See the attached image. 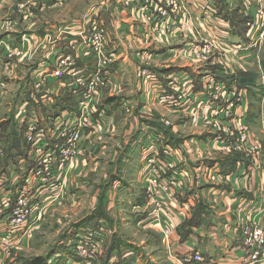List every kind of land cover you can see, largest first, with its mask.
<instances>
[{
	"label": "crops",
	"instance_id": "1",
	"mask_svg": "<svg viewBox=\"0 0 264 264\" xmlns=\"http://www.w3.org/2000/svg\"><path fill=\"white\" fill-rule=\"evenodd\" d=\"M121 1L92 0L94 4L86 10L88 12L90 8L100 4L99 9L96 8L93 14L90 12L88 17L90 20L94 18L95 25L104 31L106 51L113 59L105 70L107 84L98 88L99 93L94 106L95 114L102 121V129L107 133L115 123L114 116L124 113L126 107L131 108L130 103L144 104L149 100V102L157 103L158 106L154 109L160 116H164L163 113H170L173 116L182 115L196 123L193 126L192 139L189 138V142L184 141L185 139L180 142L183 144V153L181 156L177 155L176 158L178 168L185 175L180 191L181 197L178 196L182 211L176 214L177 227L170 238L172 257L170 259L165 255V260L168 264H177V258L198 251L203 257V262L196 264H240L248 256V250L241 242L240 225L254 222L264 230V40L258 42L253 36L246 38V26L243 27L242 35L234 29L231 34L238 36L236 39L240 43L241 51L235 54L222 49L230 60V65H228V60L219 61L215 57L217 54L215 48L210 54L202 51L203 44L199 42V39H203L201 36L196 37L190 31V24L186 25L188 23L186 18L176 21V14H168V8H166L167 16L163 17V31L156 35L153 33V27H149L141 20L140 15L134 13L135 5L143 0H134L126 8L121 5ZM184 1L190 10V18L199 25L202 35L209 41H216L218 34L214 24L217 23L214 22L212 15L209 16L210 10L207 14L202 12L205 9L204 1ZM213 1L220 19L227 18L221 7L224 6L226 10L227 5L238 6V0H234L235 4L233 0ZM258 1L264 8V0ZM208 3L211 5V2ZM245 3L251 7L248 9L251 13L257 0H245ZM60 5L61 0H0V96L7 87L3 79L9 81L17 79L27 67L29 68L26 74L29 83L23 90L24 95L17 96L18 104L10 112L11 114L0 120V145L4 138H9V132L13 126H16L23 136L26 124L18 122V116L23 107L27 108V116L36 117L47 138L50 119L71 110L63 109L57 112L55 109L59 105L57 102L64 99L66 95L72 97L67 87L71 80H67L66 75H62L59 70L62 56L73 55L77 58V67L81 76L87 78L95 72L96 57L88 48L89 45L83 44L78 37H71L76 28H80L78 26L81 20L72 21L73 14L70 5L65 6L61 16L63 19L67 18V24L63 23L57 29L53 24L52 21L57 19L52 12ZM152 8L155 6L152 5ZM235 18V21L241 19L237 16ZM230 25L234 28L231 20ZM31 63L34 64L32 72H30ZM233 65H238V68L235 67L234 70ZM136 69L154 74L158 80L155 88L153 85L150 87L147 85L146 90L140 87L135 89L133 79ZM242 76H252L251 83L240 84L239 79ZM42 78H47V83L37 89L36 84ZM208 84L220 86L223 90L232 85L234 95L228 91L219 101L212 100L207 96ZM110 88L117 89V91L112 93ZM163 90L174 93L182 99V105L172 108L160 104L158 99ZM73 100L75 102L74 98ZM117 100L120 102L115 105ZM230 103L234 104L233 108L229 107ZM149 108V115L143 116L148 117V120L142 122L140 129L142 132L137 136V141L129 143L126 157L130 159H125L126 162L132 160L136 142H141L140 158L137 161L139 164L136 166L135 176L140 189L142 183L137 173L142 167L145 142H149L148 140L154 137H160L162 142L163 139L167 142L173 138L170 134L171 128L160 124L152 117V114L155 115L156 112L152 113L153 109ZM229 120L247 127L248 146L255 143L260 145V156L254 162H250L242 152L225 153L212 146V143L222 136L214 128V124L218 123L228 128ZM149 123H155L156 126L153 127ZM133 127L135 128V124ZM145 131L148 134L145 135ZM163 131H167V137ZM219 139L221 140L222 137ZM8 144H11V141ZM100 146L101 141L98 142V140L83 139L80 141L72 159L71 169L74 162L73 170L68 172L60 200L57 201L67 202L69 196H67L68 192H65V187L69 185L74 188V176L85 165L86 154L90 158L89 149L97 151ZM103 148L101 146L100 149L103 150ZM20 156L28 164L23 167V172L17 173L19 179L13 186L23 188L26 174L33 166L28 151L25 155L15 153L11 158L12 162L7 167L4 165L0 173L16 171ZM94 160L98 164V158ZM70 172L71 179L69 178ZM212 176L215 177L214 181L210 180ZM124 186L122 184V189ZM141 198L135 205L143 201ZM2 201L0 199V202ZM35 204L40 205V200H36ZM49 208L51 206L45 210ZM3 215L4 217L0 218V236L8 218L4 213ZM134 218L136 222L139 221L136 215ZM99 220L104 219H94L85 226H93ZM191 220H195V224L187 225ZM72 231L69 237L61 243V247L64 246L63 253L66 251L67 255L69 253L66 246L70 244L73 237ZM29 233L30 231L22 239V243ZM21 246L22 244L19 247ZM136 250L134 247L132 249L124 247L121 250L123 252L120 251V256L119 252H114V254L118 253L120 258L122 255L129 258L137 252ZM104 253H106V248ZM3 258H6V253L0 251V264H6L8 257L5 262ZM100 262L103 261L99 260L94 264ZM135 264H141L137 262L136 254ZM260 264H264V261Z\"/></svg>",
	"mask_w": 264,
	"mask_h": 264
},
{
	"label": "built area",
	"instance_id": "2",
	"mask_svg": "<svg viewBox=\"0 0 264 264\" xmlns=\"http://www.w3.org/2000/svg\"><path fill=\"white\" fill-rule=\"evenodd\" d=\"M146 2H150V0H146ZM155 2L156 0H153L150 3L156 6ZM177 2L183 4L182 0H163V17L167 13L166 8L175 9ZM151 9L154 11L155 8L151 7ZM141 10L146 11V8L143 7ZM147 17L149 19L151 15L147 14ZM97 30L96 33L93 32V42L91 41V45L88 46L96 57L95 72H92L87 78L79 75L77 58L69 55L63 57L59 64L61 74L66 75L67 80H71V82H67L68 93L75 99L76 109L65 114L63 112L50 119L48 138L36 117L27 116V108L23 107L18 116L19 124H26L23 139L27 151L31 155L33 166L26 174L23 188L13 186L19 179L17 173L23 172V167L28 164L21 156L18 158L16 171L3 172L0 175V199L9 203L8 218L0 236V251L3 253H10L18 248L22 239L29 232L30 225L40 220L41 210H45L59 199L69 168L72 165L73 156L77 151V145L84 135L102 127V121L99 117L96 120L93 119L94 106L99 93L98 88L107 84L105 70L111 64L112 58L107 54L103 34L99 31L101 29ZM224 37L226 40L228 39L226 33ZM263 38L264 31H262L259 41ZM240 47L236 46L233 49L230 46L226 50L237 54L241 51ZM213 50L214 47L210 46L203 52L210 54ZM141 75L155 88L158 80L154 74L144 70ZM40 83L45 85L47 78H42L36 87L42 85ZM232 90V85L226 87L225 90L220 86L216 87V85L211 84H208L206 88L207 96L215 101L222 99L228 91L234 95ZM159 101L172 108H177L183 103L182 99L166 90L161 93ZM229 107L233 108L234 104L230 103ZM214 128L222 136H219L217 141L212 143L213 146L216 147L220 143L222 151L225 153L242 152L250 162H254L260 156L259 144L247 145L246 126L229 120L228 128L218 123L214 124ZM220 137H222L221 140ZM2 156L3 148L0 145V158ZM176 158L175 148L168 145L165 139L163 142L160 137L151 140V143L143 151L141 161L140 181L144 202L134 207L135 209L133 208V212L139 219L138 222L155 225L157 231L164 237L163 242L165 245L167 243L168 246H170L169 240L172 232L177 227V224L173 226L171 223L176 222V214L182 211V205L178 200V196L181 197V195L177 187L180 186L181 189L185 180V175L178 168ZM210 180L214 181L215 177L212 176ZM34 190L35 192H33ZM14 194L16 199L14 205L11 206ZM38 199L41 202L40 205L35 204ZM32 215L34 216L33 221H31ZM103 223V220H99L93 226L79 228L72 237L70 244L66 246L69 255L62 254L63 252L54 254L49 257L47 264H94V262H98L105 255L102 238H109L112 234L109 233ZM239 233L243 247L248 250L246 260L240 264H260L264 261L262 252L264 249V230L254 222H246L240 225ZM117 256L114 254L106 264H119L120 257L116 259ZM121 258L126 259L128 257L122 255ZM176 262L177 264H196L203 262V257L200 252L194 251L177 258ZM102 264L104 263L102 262Z\"/></svg>",
	"mask_w": 264,
	"mask_h": 264
},
{
	"label": "rangeland",
	"instance_id": "3",
	"mask_svg": "<svg viewBox=\"0 0 264 264\" xmlns=\"http://www.w3.org/2000/svg\"><path fill=\"white\" fill-rule=\"evenodd\" d=\"M91 1L92 0H61V5L56 7V9L52 12V15H54L57 19L56 21H52L53 24L56 25V29L59 28V26L63 23L67 24V18L63 19L61 16L63 15V9L65 6L70 5L73 14L72 21L78 22L81 20V24L78 26L80 28H76L71 37H78L81 39L83 44L91 45V41L93 42V32L96 33L98 31L97 29H100L95 25V19L91 18L90 20L88 17L90 12L93 14L95 13L96 8L99 9L100 4L97 5L98 7L93 6L88 12L86 11L89 7H91V5L94 4V2ZM132 1L134 0H122L121 5L126 8L130 6ZM203 1L205 4V9H203L202 12L207 14L211 11L209 16L212 15L215 20L214 22L217 23L214 24L217 27L218 34V39L216 41H209L204 37V35H202L199 25L196 23V21H194V19L192 20V18H190L191 13L188 7H186L184 0H182L183 4L181 2H177L175 9L168 8V14L175 13L176 21L184 20L186 18V20H188L186 25L190 24V31L196 37L201 36L203 39H199V42L203 44L202 51L212 46L217 50L215 57H217L219 61H221V59L223 61L228 60V65H230V60L227 56H225L226 52L222 49H229L230 46L234 49L236 46H239L240 43L237 42L236 39L238 36L233 33L231 34V32L234 31V28L231 27L230 20L228 18H226L227 20L223 18L225 19L223 20L217 16V8L214 7V1ZM208 2H211V5ZM258 2L259 1L257 0V4L254 3V6H256L252 9L251 13L248 11V9L251 7L245 3V0H238L237 7L234 5H227L226 10L238 18L243 19L244 21L247 20V22L244 23L247 28L245 33V35L247 34L246 38L249 39L253 36L259 42V37L262 34V31H264V8L261 7L260 3ZM155 3L156 6L154 11L151 9L152 3L146 2V0L138 2L133 9L134 13H137L141 16V20L144 23L148 24L149 27H153V33L159 35L161 31H163V0H156ZM233 3L235 4L234 0ZM143 7L146 8V11L141 10ZM221 8L222 10L225 9L224 6ZM85 11L87 13H85ZM147 14L151 15L149 19ZM80 16L83 17L81 18ZM166 16L167 14L164 15V17ZM63 20L66 21L64 22ZM99 31H101L103 34V40L105 44L104 31L102 29ZM225 33L228 37L227 40L224 37ZM69 56L76 58L73 55ZM198 57L201 58V56ZM232 64L233 63H231V65ZM32 65L34 64L31 63L30 72H32L34 69V66ZM235 67L238 68V65H233L232 68L235 70ZM27 69L29 70L27 67L22 75H19L17 79L12 81L2 78V81L7 84V87L4 90V93L0 96V120L5 117L7 118L11 114L10 112L13 110L16 104H18L17 96H20V94L24 95L23 90L25 87H27L26 84L29 83L27 79L28 75H26L28 72ZM143 71L144 70L141 69H136L135 71V77L133 79V85L135 89L137 87L145 89V86L148 85V87H150L152 84L142 77L141 72ZM42 86L43 84L37 89H40ZM110 91L115 93L117 89L114 90L110 88ZM160 96L161 95H159V97ZM117 101L118 102L116 104L114 102L113 103L115 105L119 104L120 101ZM159 103L162 104L160 101ZM129 105L131 108L126 107L123 111L124 113L114 116L113 120L115 119V123H113L112 129L109 128L107 133H105L106 131L104 132L102 127H100V129L93 130L90 134H88L89 136L86 134L84 137H82V140L87 139L90 141H101V146L104 147L103 150L100 149L101 146L97 151L89 149L88 153H91L89 154L90 158H88L86 154V161L84 163L85 165L82 162V165L84 166H82L81 169L76 173V176H74V188H71L69 185L65 187V192H68L67 196H69L67 202L65 200H62V202L55 201L50 205L51 208L47 210H41L40 220H38V222L35 224L30 225V233L24 242H21L22 246L15 248L10 253H6V258L8 257L7 261L6 258H3L4 262L6 261V264H19L36 257L52 256L57 253L60 254V252H63L64 250L61 249V243L69 237L70 232L76 228L77 225L81 224V221L94 216L104 217L106 220H103V224L109 230V233H112L110 238H102V241H104L102 243L104 249L106 248V250H108V248H110L114 242L128 244L134 247V249H137V252L135 253L137 262L141 264H168L165 260V255L169 256L171 259V248H169L170 246H168L167 243L165 245L163 242L164 237H162V234L157 231V228H155L156 226L153 224H148L147 222L144 224L138 221L136 222L134 218L135 213L132 211L133 206H138L135 204H137L136 202L139 198L142 197L141 199L144 200L143 190H141L142 188L140 189L139 182L138 180L136 181L135 177L137 172L136 166L139 164L137 161L140 158L139 149L141 142H136V149L134 150V153H137L138 155L136 156L133 153L134 156L129 162L125 161V159H130V157H126V153L129 143L137 141V136L140 134V132H142L140 131L142 122L148 120V117H143L144 115H149L148 107H150L149 109L151 110L153 109L152 113L156 112V116L152 114V117L159 121L160 124H165L171 128L170 134L173 136V143H176V147H174L176 150V156H181L183 153V144L180 142L184 139V141L187 140V142H189V138L192 139L191 136L194 134L193 126L196 123L192 119L182 115L173 116L170 113H163L164 116H160L158 111L155 110L158 106L155 101L149 102V100H147L144 104L135 105L134 102L130 103ZM139 106H142V108H139ZM70 111L74 110L72 109ZM93 119H97L96 114H93ZM131 122H133V125L135 124V128L133 125H131ZM146 134L148 133L146 132L145 135ZM152 139L153 138L149 139V142H145L146 144H144L145 147L143 151L151 143ZM7 140H9V138H4L1 142L3 156L0 158V170L4 165V167H7L12 162L11 158L13 155L17 153L13 149L10 150L11 144L8 143L11 140ZM219 144H217L215 148H218L220 151H222V145L220 146ZM93 158H98V164H96ZM73 167L72 169L70 167L69 171L72 172ZM71 172L69 173V178L71 177ZM1 174L2 172L0 175ZM137 174L140 178V172ZM122 184L125 185L123 189ZM177 189L178 191H181L180 186H178ZM143 202L144 201H142L141 204H143ZM0 203L2 204H0L2 206L0 218H2L4 217L3 213L5 216L8 215L7 210L9 208V203L4 201ZM33 220L34 216L32 215L31 221ZM171 225L175 226L176 222H172ZM169 243H171L170 240ZM121 249H124V247H121ZM122 252L123 251H121V253ZM262 252L264 256V249ZM65 253L66 251H64L62 254ZM116 255H118V253H116ZM118 257L119 256H117L116 259H118Z\"/></svg>",
	"mask_w": 264,
	"mask_h": 264
},
{
	"label": "trees",
	"instance_id": "4",
	"mask_svg": "<svg viewBox=\"0 0 264 264\" xmlns=\"http://www.w3.org/2000/svg\"><path fill=\"white\" fill-rule=\"evenodd\" d=\"M218 4V3H217ZM224 14L227 18H229L233 25L234 26V29L235 31L239 32L238 34L241 33L242 35V32H243V27L245 26L244 23L247 21H244L243 19H239V21H235L236 18H235V15L231 14V12H227V10L224 9ZM236 24V25H235ZM239 25V26H237ZM241 31V32H240ZM252 81V76H242L240 77L239 79V83L240 84H248L249 82L251 83ZM57 103H59V105H57L55 109L58 111H62L63 109H75V102L73 100L72 97L66 95V97L64 99H62L61 101H58ZM151 126H156L155 123H149ZM166 135V137L168 136V133L167 131H163ZM9 139L11 140V146H10V150L13 149L17 152L18 155H25L26 152H27V147H26V144H25V141L23 139V136H22V133L20 130L17 129L16 126H13L11 131L9 132ZM169 139V138H168ZM174 141L172 140V138H170L167 143L168 145H170L172 148L176 147L175 144L176 143H173ZM10 157V155H9ZM15 199H16V195L14 194L13 195V199H12V202H11V206L14 205V202H15ZM141 203H139L140 205ZM94 219H104L106 220L104 217H101V216H94V217H91V218H86L84 219L83 221H81L79 225L76 226V228H74V230L72 231V234L71 235H75L78 231L79 228L89 224L90 222H93ZM195 224V220H191L190 222L187 223V225L191 226V225H194ZM121 247H126V249H132V246H129L127 244H122V243H116L114 242L112 244V246H110V248H108V250H106V253L105 255L100 259V261H103L104 264L107 263V261L114 255V252H119V256L121 255L120 251L122 250ZM64 246L61 247V249H63ZM132 251V250H130ZM50 256H46V257H36V258H33L31 260H27L25 262H21L19 264H47V260L49 259ZM130 258V259H129ZM129 258H127L128 260L124 259L125 261H122V258H120V263L119 264H135V253L132 254V256H130Z\"/></svg>",
	"mask_w": 264,
	"mask_h": 264
}]
</instances>
